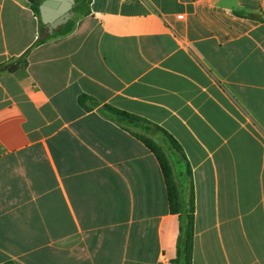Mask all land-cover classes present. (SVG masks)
<instances>
[{
    "label": "crops",
    "instance_id": "1",
    "mask_svg": "<svg viewBox=\"0 0 264 264\" xmlns=\"http://www.w3.org/2000/svg\"><path fill=\"white\" fill-rule=\"evenodd\" d=\"M89 8L36 43L30 1L0 0V63L27 52L0 72V264H170L160 164L106 104L180 143L192 264H264V0Z\"/></svg>",
    "mask_w": 264,
    "mask_h": 264
},
{
    "label": "trees",
    "instance_id": "2",
    "mask_svg": "<svg viewBox=\"0 0 264 264\" xmlns=\"http://www.w3.org/2000/svg\"><path fill=\"white\" fill-rule=\"evenodd\" d=\"M30 7L35 15L39 18L38 5L41 0H29ZM91 0H75L72 7V12L77 15H87L90 12L89 4ZM75 18L69 19V21L63 26L59 27L52 35L47 37H40L36 43L42 42L49 37L66 34L72 30L74 26ZM40 23V30H43L44 25ZM25 52L21 57L14 58L9 62L0 63V72L16 70L19 64H25ZM80 104L85 106V102L90 100V97L86 94H81L78 98ZM102 112L105 115L112 117L122 127L128 128V124L139 129L141 133H134L156 156L167 188V196L170 212L176 214L178 217V234L176 238V253L175 256L170 260V264H192V250L194 240V192L191 180V167L186 162L185 169H180L178 174L186 176L189 179V193L187 199H184L180 186L175 177V171L171 162L169 152L163 147L159 141L153 137L154 133H160L164 141L168 143L177 153L180 154L183 160L186 157L183 153L180 143L174 138L172 134H169L166 130L160 127L158 124L152 123L147 119L128 113L126 111L117 109L110 105H104Z\"/></svg>",
    "mask_w": 264,
    "mask_h": 264
},
{
    "label": "water",
    "instance_id": "3",
    "mask_svg": "<svg viewBox=\"0 0 264 264\" xmlns=\"http://www.w3.org/2000/svg\"><path fill=\"white\" fill-rule=\"evenodd\" d=\"M74 2L75 0H41L38 5L39 18L49 35L69 21Z\"/></svg>",
    "mask_w": 264,
    "mask_h": 264
},
{
    "label": "rangeland",
    "instance_id": "4",
    "mask_svg": "<svg viewBox=\"0 0 264 264\" xmlns=\"http://www.w3.org/2000/svg\"><path fill=\"white\" fill-rule=\"evenodd\" d=\"M77 17V15H75L73 12H72V15H71V17H70V19L71 18H76ZM44 25V24H43ZM41 33H42V35L43 36H48L49 34L47 33V31H46V26L44 25V27H43V30L41 31ZM240 111H241V108H240ZM261 124V126H263L264 127V124L263 123H260ZM129 126H128V128L129 129H132L131 131L133 132V133H141V131L139 130V129H137V128H135V127H133L132 125H130V124H128ZM258 124H253V126H254V129H256V130H259L260 132L262 131L261 130V128H257L258 126H257ZM257 136H259L261 139H262V141L264 142V134H257ZM153 137H155L158 141H159V143H161L162 145H163V147L169 152V154H170V158H171V162H172V164H173V166L175 167V169H176V175H175V177H176V180H177V182H178V184H179V186H180V189H181V192L182 191H184V193H185V197H186V199H187V197H188V192H189V186H188V178L186 177V176H184V177H181V175H179L178 174V171L180 170V168L182 167V165H181V162H179L180 160H179V154L168 144V143H166L165 141H164V138H163V136L160 134V133H154V135H153ZM181 166V167H180ZM184 195V194H183ZM182 195V196H183Z\"/></svg>",
    "mask_w": 264,
    "mask_h": 264
}]
</instances>
